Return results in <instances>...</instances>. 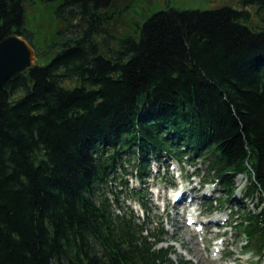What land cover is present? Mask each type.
Listing matches in <instances>:
<instances>
[{
    "label": "trees",
    "instance_id": "1",
    "mask_svg": "<svg viewBox=\"0 0 264 264\" xmlns=\"http://www.w3.org/2000/svg\"><path fill=\"white\" fill-rule=\"evenodd\" d=\"M31 1L0 0V39L39 58L0 90V264H186L112 207L124 174L170 159H200L220 203L245 178L228 225L264 259V17L248 8L264 0L168 7L131 34L111 28L112 0H47L64 27L43 44Z\"/></svg>",
    "mask_w": 264,
    "mask_h": 264
},
{
    "label": "rangeland",
    "instance_id": "2",
    "mask_svg": "<svg viewBox=\"0 0 264 264\" xmlns=\"http://www.w3.org/2000/svg\"><path fill=\"white\" fill-rule=\"evenodd\" d=\"M52 3L47 0H32L27 5V26L31 30H36L34 38L38 44H43L44 39L49 40L52 33L64 27L63 23L53 14L54 4ZM224 3L238 5V0H112L109 11L111 28L115 33L131 34L137 24L143 22L155 11L168 7L208 9ZM248 8L251 14L250 23L252 25L263 23L264 5L259 10H256V6ZM38 59L36 55L35 63ZM205 167L204 163L201 164V160H198L194 166L188 164L185 167L181 166L182 176L176 178L173 174L176 173L174 170L165 167V170L154 172L153 165H151L145 182L139 181L129 174H124L122 178L127 180V187L118 185L120 189L118 204H113L112 207L114 211L127 212L131 210L135 221L143 224L145 234L150 231L162 230L161 240L155 243V248H164V244L171 246L169 258L174 262L182 259L186 261V264H264V259H257V256L244 249V239L238 236V227L228 225V222L233 219L232 206L239 205L242 198L245 178L238 176L235 179L238 189L232 198L234 200L229 203H220L218 198L223 196L224 192H220L219 184L210 179L212 174H207ZM191 175H194L193 180L190 178ZM205 176L208 179L204 182ZM180 180L184 184L187 183L192 190L195 189L196 200L189 207L196 205L195 211L204 216L197 217V220L217 217L220 219L217 224L216 222L207 224L204 232H196L193 226L184 223V216L189 208H186L188 204L174 206L166 194L167 189L176 188ZM153 188H157L159 192L152 193ZM133 190L140 193L142 197L133 194ZM204 192L211 199L201 203L200 196L205 194ZM251 202L246 201L249 207H252ZM214 242L217 243L214 244ZM213 245H216L217 251L213 252V258H211ZM181 247L184 254L179 251Z\"/></svg>",
    "mask_w": 264,
    "mask_h": 264
},
{
    "label": "water",
    "instance_id": "3",
    "mask_svg": "<svg viewBox=\"0 0 264 264\" xmlns=\"http://www.w3.org/2000/svg\"><path fill=\"white\" fill-rule=\"evenodd\" d=\"M36 54L28 41L17 34H9L0 39V90L12 75L24 73L35 65ZM22 94L9 97L14 102Z\"/></svg>",
    "mask_w": 264,
    "mask_h": 264
},
{
    "label": "bare ground",
    "instance_id": "4",
    "mask_svg": "<svg viewBox=\"0 0 264 264\" xmlns=\"http://www.w3.org/2000/svg\"><path fill=\"white\" fill-rule=\"evenodd\" d=\"M216 243L214 242V244H216ZM216 248H217L216 245H213L212 250H211V255H210L211 258H213V252L217 251ZM179 251H180V253H183V254L185 253L184 250H182V247L179 248Z\"/></svg>",
    "mask_w": 264,
    "mask_h": 264
}]
</instances>
